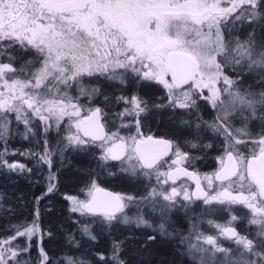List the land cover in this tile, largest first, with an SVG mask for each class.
Instances as JSON below:
<instances>
[{
    "label": "snow or ice",
    "instance_id": "6c2138e0",
    "mask_svg": "<svg viewBox=\"0 0 264 264\" xmlns=\"http://www.w3.org/2000/svg\"><path fill=\"white\" fill-rule=\"evenodd\" d=\"M238 24L251 29L247 39L236 38L234 42L226 39V30L231 34ZM257 29L262 34L259 40ZM17 46L23 50L35 49L43 60L41 67L25 80H9L7 77L15 75L17 70L12 63L0 62V140L6 142L12 134L11 114L15 115L17 123L24 124L22 135L25 139L34 135L32 118L38 117L47 133L50 121L55 120L59 126V122L68 117L73 123L68 126L65 147L83 150L94 145L101 150L99 160L105 164L119 162L121 172L132 176H151L155 172L158 178L167 177L164 184L169 180L173 184L170 191L153 188L137 202L151 200L153 211L157 210V202L160 203L161 223L158 226L142 212L134 216L126 214L127 202H136L135 197L105 191L95 181L88 192L91 199L78 201L68 197L76 205L72 211L99 216L108 228L114 222L135 224L137 228H151L161 237L172 238L173 233L166 227L165 213L178 205L187 209L197 200L205 206H227L229 210L234 205H243L251 214L248 223L257 228L254 238L237 231L233 225L240 218L233 215L225 224L207 221L216 229L214 235L196 231L194 241L182 237L180 242H187L186 254L193 264H264V124L255 136L249 130L252 120L264 122V111H260L264 109V91L256 93L250 87H241L244 75L253 70L259 71V83L264 84V0H0V59ZM8 59L12 61L14 57L9 55ZM230 67L232 75L227 71ZM129 72L137 78L138 84L155 82L167 90V104L152 107L197 108L194 96L199 95L218 110L219 114L209 127L224 136V147L216 158L219 167L214 172L201 177L181 167L174 171H159L173 147L176 159L172 165L193 158L182 152L175 141L143 134L140 117L149 111V104L139 95L117 97L118 102L131 105L118 113L121 120L125 117L135 119L134 123L132 120L121 123L117 131L111 133L105 131L107 125L102 122L106 115L103 108L85 109L79 103L81 96L91 102L101 92L99 87L89 90L81 84L85 75L99 74L124 84ZM168 76L170 80L166 78ZM73 83L79 92L76 97L67 92ZM221 83L223 87L218 86ZM186 85L189 90L184 91ZM204 89L208 96L203 95ZM225 96L228 99H224ZM82 112H87L83 118ZM237 113L243 116V125L233 129L229 121ZM133 126L134 134L120 135V128ZM73 127L75 133L70 131ZM188 143L194 149L200 147L196 141ZM249 144L252 147L246 155L240 148ZM29 154L37 155L19 153ZM7 155L6 148L0 152V167L9 172L32 171L23 163H9L4 159ZM51 156L46 140L38 163L51 166ZM180 176L194 180L195 191H189L183 185L176 187ZM53 178L54 175L49 177L50 180ZM54 187L50 184L47 191L52 192ZM41 198L37 197V201ZM38 217L37 212L30 225H13L15 234L0 239V264H31L30 260L19 257L30 252L31 241L37 233H41V238L44 235L37 223ZM196 228L193 224V230ZM81 231L90 240H96L89 225H84ZM19 237L27 238L24 246L14 244ZM125 239L136 241L137 238ZM155 240L156 235H149L134 247L143 251ZM226 243L234 247H226ZM124 244L125 241H113L110 257L101 253L98 254L100 260L110 261V264H130L123 257ZM37 247L39 264H46L47 253L40 244ZM65 259L67 264H89L72 257Z\"/></svg>",
    "mask_w": 264,
    "mask_h": 264
},
{
    "label": "trees",
    "instance_id": "16d2710c",
    "mask_svg": "<svg viewBox=\"0 0 264 264\" xmlns=\"http://www.w3.org/2000/svg\"><path fill=\"white\" fill-rule=\"evenodd\" d=\"M223 6L226 7L227 5ZM250 30L247 25L238 24L235 29H232L231 34L226 30V39L234 42L236 38H239L243 41L247 39ZM261 35L257 29L258 40ZM22 58L21 60H23ZM257 72L254 76L255 84L249 87L251 91L259 93L264 91V84L259 83L260 73ZM228 74L232 75L233 72L228 71ZM184 88H188V86ZM203 95H209L207 89L203 90ZM194 98L199 106L204 108L212 106L210 102L201 99L199 95H195ZM205 102L209 105H205ZM92 105L93 103L85 105L84 108L87 109ZM204 113L206 114L205 111ZM257 114L259 115L260 112L258 111ZM245 115L248 114L245 113ZM211 116L209 122H214L217 114L211 113ZM234 123H237V120L231 119V125ZM262 124L264 122L259 119L249 123V130L253 136L260 132ZM57 129V140H54L55 138L51 134L45 139L48 142L49 151L52 152L51 166L46 163H38L39 153L37 152L36 156L29 155L25 159L16 157L15 160L32 169L31 172H9L0 167V239H7L15 234L13 225H30L36 218L37 212L39 213L37 223L44 234L42 238L41 233H37L33 237L30 252L22 254L19 257L21 260H30L31 264H39L40 256L37 244H40L49 258L46 264H67L66 257L87 261L89 264H110V261L100 260L98 254L102 253L105 257H110L113 241H125L123 257L127 258L130 264H193V261L183 254L185 243L181 244L180 242L181 238L186 236V232L191 229L187 230V224H192L183 216L172 213L178 219L170 220L166 226L170 233H173V236L172 238H164L158 234L147 233L143 228H137L134 225H121L118 222L113 223L111 228H103L101 217L82 215L80 212L72 211L68 197H75L76 200L83 199L93 181L96 182V185L105 186L126 195L133 193V186L136 183L131 175L119 171L117 161H108L106 164L100 161L101 150L99 147L89 145L83 150L71 146L65 147L67 144L64 142L61 133L64 130L61 125ZM202 130L198 129L199 132L195 136L215 137L214 134H206ZM216 134L224 140L223 135ZM187 136L189 135L187 134ZM42 137L45 138V136ZM50 143L54 144L53 149H51ZM4 150L5 141L0 140V152ZM110 173H115V175H110ZM53 175L54 178L50 180L49 177ZM50 184L55 186L52 192L47 191ZM44 193L47 195H43ZM37 197L42 198L37 201ZM126 214L130 215L129 212ZM84 225L91 227L96 236L95 241L90 240L82 233L81 228ZM198 228L201 232L207 233L202 222L198 223ZM47 233H51V235L49 236ZM245 234L249 238L255 237L252 228L248 229ZM149 235H156L155 242L149 244L143 251L134 247V244L142 243ZM130 236H135L136 241L125 239ZM26 242V237H19L14 244L24 246Z\"/></svg>",
    "mask_w": 264,
    "mask_h": 264
},
{
    "label": "flooded vegetation",
    "instance_id": "af4514ba",
    "mask_svg": "<svg viewBox=\"0 0 264 264\" xmlns=\"http://www.w3.org/2000/svg\"><path fill=\"white\" fill-rule=\"evenodd\" d=\"M11 55L14 57V60L10 61L8 59V56ZM23 57V58H22ZM28 60L27 62V68L23 71H16V74H19L17 76H21V78L28 79V77L34 73L38 69V65L40 62L41 57L38 56L37 52L34 51L33 49L29 48L28 50H23L19 46H17L15 49L10 50L7 54L4 55L2 59H0V62L2 63H7V61L12 62L15 66L19 64V61L21 60ZM168 79V77H166ZM102 82H104L105 85L108 87H111L108 92V94H103L102 91L100 92L99 95H96L93 97L91 102L86 96H81L79 103L82 104L84 107L85 105H90L93 103L92 108L94 107H101L104 109L105 116L102 120V122L106 123V128L105 131L108 132L109 130L112 131H117L119 128V125L121 123H128L129 120H132L134 123V117H125L123 120L118 116V113H121L124 111L126 107H131V105L126 104L123 101H117V97L124 96L131 98L132 95H123V94H117L120 93L121 89L119 88V83L114 80H107L104 76H100L98 78ZM125 80L126 83L129 82L133 86L137 88H141L142 86H145V90L149 92L147 95L145 93L139 92L138 95L148 101L149 104V111L146 114H143L140 119H141V131L145 136L152 135L155 138H164V139H169L172 141H175V144L179 146L180 150L182 152L188 153L193 159L190 161H181L179 165H172V161L176 159L175 156V147H173L169 153L168 156L164 158V163L160 167L159 171L160 172H167V171H174L177 167L181 168H186L187 171L194 172L199 174L201 177H203L204 174L207 173H212L214 172L218 167V162H217V157L220 156L223 152V143L224 140L221 139L213 130L209 127V124L213 122H209V118H211V113H216L217 115L218 110L214 109L213 106H206L205 108L202 106L197 105V108L193 109H173L171 106L165 107V108H155L152 107L154 104H167L168 97L165 93V90H162L160 88V84H157L155 82H143L142 84L137 83V78L133 77V75L129 72L125 75ZM119 86V87H117ZM187 86V85H186ZM185 86V87H186ZM123 87V86H121ZM142 89V88H141ZM184 89V87H183ZM68 95L74 96L78 94L73 87L70 89H67ZM78 96V95H77ZM107 97V100L105 99ZM75 102V101H74ZM206 112V114L204 113ZM203 112V114H202ZM87 112H85L82 116L86 115ZM12 114L10 115V120L11 122H14V124L17 126L16 132L19 134V137L16 144L19 148L15 149L16 151L14 153H9V155L5 156V159H10L12 155L14 157H19L16 156L15 154H18L19 152L23 153H32L31 152V146L34 144V141L39 140L41 141L42 136L46 137L53 133H39L36 130L34 131V135H30L27 139L23 137L24 133V128H23V133H22V124L17 123L14 118H12ZM204 119H203V118ZM32 118V119H37ZM202 118V120H201ZM55 121V120H54ZM182 121H188V123H182ZM52 121H50V124L52 125ZM231 123V122H230ZM199 125V127H197ZM51 127V126H50ZM56 127V126H54ZM198 129H203L202 132L206 134H214L212 138L210 136H195L196 133H198ZM120 135L122 136H129L132 135L136 132L135 127H130V128H120ZM41 132V131H40ZM22 133V134H21ZM109 133V132H108ZM187 134L189 136H187ZM221 141V143H218V141ZM189 141H196L200 147L198 148H192L190 144L188 143ZM210 144L211 147H204V145ZM221 144V145H220ZM248 146H241L240 151L244 154L247 155L248 151ZM10 146L6 145L5 148H9ZM8 150V149H7ZM22 150V151H21ZM35 154V153H33ZM30 156H33L29 154ZM29 155H20V159H25V157H29ZM36 156V155H35ZM14 162V161H12ZM18 162V161H15ZM171 165V168L169 167ZM133 180L135 181L136 185L133 186V193L131 195H138L139 193H135L137 191V188L141 186V190L143 188H147L148 184H154V187L156 188L157 191H163L167 190L170 191L171 187L173 186L172 181H168L167 184H164V180L167 179L165 176H160L159 178L157 177L156 173L153 172L151 176H145L143 174H137L135 176H132ZM202 183H204L202 181ZM206 183V182H205ZM185 186L189 189V191L193 190L194 183L186 178L180 176V178L176 181V187L180 186ZM139 191L140 193L146 192L145 190ZM127 196L126 194H124ZM181 202H182V197H181ZM197 202H200L199 200L195 201L191 205L196 206ZM179 206V205H178ZM236 206H241V205H236ZM181 207V206H180ZM173 209L172 211H174ZM177 214L178 216H182V212H171ZM135 226V225H134ZM234 227H238V224H234ZM216 233V230L213 229H208L206 235L212 234L214 235ZM153 234H158L159 233H153Z\"/></svg>",
    "mask_w": 264,
    "mask_h": 264
},
{
    "label": "rangeland",
    "instance_id": "374dc122",
    "mask_svg": "<svg viewBox=\"0 0 264 264\" xmlns=\"http://www.w3.org/2000/svg\"><path fill=\"white\" fill-rule=\"evenodd\" d=\"M33 50L36 51L35 49H33ZM42 60H43V57H41V59H40L38 68L41 67V61ZM27 62H28V60L19 61V64L15 66L12 62L7 61V63H12V66L18 72H20L21 69L25 70L29 66V65L27 66ZM245 68H246V66H245ZM118 71H123V70H118ZM228 71L233 72V69L230 67L228 69ZM257 71L253 70L252 73L244 75L243 81H242V85H241L242 88L248 89L249 86H253L255 84L254 76L258 73ZM17 75H19V74H17ZM17 75L16 76L15 75L12 76L10 74L9 77H7V78L13 77L14 79H20L21 76H17ZM98 78H100L99 74H95V75H92V76L85 75L81 79V84L86 89H89V90L92 87H99L103 94H108V92L110 91L109 90L110 88L107 85H105L104 82H102ZM21 79L25 80V78H21ZM129 82H127V84H125V83L121 84L120 82H118L120 87L119 86H117V87H119L121 89V91H120V93H117V94H123V95L137 94L138 95V93L141 92V93H145V95H147L149 93V92H147V90H145L146 89L145 86H142L141 87L142 89H141V88H137V87L133 86ZM121 86H123V87H121ZM218 86L223 87L222 83L220 85H218ZM73 88L78 92V88L75 85V83H73ZM160 88H162V90H165V93H166V95L168 97L167 90L162 85H160ZM183 90L184 91L189 90V86H188V88H184ZM177 94L178 95L180 94L179 91L177 92ZM77 95H79V93L74 95L73 97H76ZM223 98L224 99H228L226 96L223 97ZM205 103H206L205 105H209V104H207V102H205ZM261 110L264 111V109H261ZM246 114H248V113H246ZM12 115H13L12 118H14V120H15V115L14 114H12ZM81 115H83V113H81ZM244 115H245V113H244ZM231 119L232 120H237V123L232 124V127L234 129L235 128H240L243 125V116L241 114L237 113L234 116H232ZM231 119H230L229 122H231ZM52 122L53 123H52V125L50 124L51 127H49L48 133H53V136L55 138L54 140H57L56 135L58 133V129H57L58 125H57L56 121L52 120ZM72 123H73V120H69L68 117H65L63 120H61L59 122V125H61L63 130H64L61 133H62V137L64 139V142L66 144L68 143L67 140L65 139V137L69 134V127L68 126L70 124H72ZM21 124L23 126V127H21L22 128V133H23V128H24V131H25V126H24V124L22 122H21ZM32 126H33V132L34 131L36 132V130H37L38 135H39V133H42V134L45 133V125L39 120V118L32 119ZM54 126H56V127H54ZM10 127H11V133L12 134L9 135L7 141L5 142V147H6V145L10 146L9 148H6V149H8L7 151L9 153H14L16 151L15 149L19 148L17 145H14V144H16V142L18 140L17 137H19V134H17V132H16V130H18V129H17V126L14 124V122H11ZM75 130L76 129L74 127L70 129V131L72 133H75L76 132ZM108 132L111 133V132H114V131L109 130ZM50 145H51V149H53L54 148V144L50 143ZM251 147L252 146L249 145L248 149H250ZM13 148H15V149H13ZM43 148H45V138L42 137L40 143H39V140L34 141V144L31 146V152L35 153V154H37V152L39 154H42L43 151H44ZM19 153H21V152H19ZM19 153L15 154V155L21 157L19 155ZM99 156H100V154H99ZM97 157H98V154H97ZM16 159L17 158L12 155V157L10 159H8L7 161L9 163H12V161H15ZM120 167H121V165L118 162V168L120 169ZM6 170L7 169L5 168V171ZM152 187H154V184H148L146 190H145V188H143V190H145L146 192L140 193L139 191L142 188H141V186H139L137 188V191H135V193H139L138 195L128 194L127 196L135 197L136 198V202H127L126 201L127 203H129V206L125 209V212L126 213L129 212V214H130L129 216H134L138 212H142L146 219H148L151 223H153L154 226H158L161 223V215H160V212H159L160 203L157 202V204H156V209L157 210L156 211H153V202L151 200H149L147 202H144V203H137V202L140 201V199L142 197H146L148 195V193L153 189ZM90 188H91V186L88 187L87 194H88ZM143 190H141V191H143ZM87 194H86V196L83 199L78 200V201H85L86 197H87ZM121 195L125 196L123 193H121ZM75 206L76 205H74L73 201L70 200V208L72 209ZM173 209H175V210L172 211ZM173 209L170 212L165 213L166 224L170 223L169 221L172 220V219L173 220L178 219V217L176 215H170L171 212H175V213H178L179 211L182 212V216L185 219L187 218L189 223H192V224H187V230L190 229V228L191 229L186 232V236H185V237H189L191 241H194L195 235H196V231H200L199 228H198V223H201V222L203 223L205 231H207L208 229L216 230L215 228H212V227L209 226V224L207 223L208 220H214L217 223L225 224L230 219V217L233 216V215H235V216L240 218L235 223L238 224L237 231H239L242 235H246L245 233H247L248 229H251V228H252V230L254 232V236H255V233L257 231L256 226L250 225L248 223V220H249L251 214H250L249 210L247 208H245L243 205H241L239 207L234 205V206H232L231 210H229L227 208V206H223V207L219 206V205H214V206H211V207L205 206L202 203V201H200V202H198L197 206L190 205V207L187 208V209H185L183 207H180V206H177V207H175ZM75 212H79V211H75ZM119 224H121V223H119ZM193 224L197 225L196 230H193ZM121 225H124V224H121ZM130 225H135V224H130ZM102 226H103V228L107 227L104 224H102ZM143 229L145 231H147V233H159L158 231L153 232V230L151 228H143ZM168 232H170V231L168 230ZM225 246L226 247H234V245H231V244H228V243H226ZM186 251H187V242L184 245L183 254L185 256H187V258H190L186 254Z\"/></svg>",
    "mask_w": 264,
    "mask_h": 264
},
{
    "label": "water",
    "instance_id": "95a60500",
    "mask_svg": "<svg viewBox=\"0 0 264 264\" xmlns=\"http://www.w3.org/2000/svg\"><path fill=\"white\" fill-rule=\"evenodd\" d=\"M168 79L170 80L171 79V77L170 76H168ZM183 87H185V86H183ZM87 115V114H86ZM85 116V115H84ZM81 118H83V116L81 117ZM82 136H83V133L81 132L80 133ZM85 138H87V137H85ZM190 172V171H189ZM182 177H186V176H182ZM186 178H188V177H186ZM189 179V178H188ZM193 183H194V186H193V190L192 191H195V187H196V185H195V181L194 180H192V179H190ZM99 188H102V189H104L105 191H108V192H112V193H117L116 191H114V190H112V189H110V188H107V187H105V186H101V185H97ZM89 199H91V197L89 196V194H87V197H86V200L85 201H87V200H89Z\"/></svg>",
    "mask_w": 264,
    "mask_h": 264
},
{
    "label": "bare ground",
    "instance_id": "6f19581e",
    "mask_svg": "<svg viewBox=\"0 0 264 264\" xmlns=\"http://www.w3.org/2000/svg\"><path fill=\"white\" fill-rule=\"evenodd\" d=\"M108 188V187H107ZM117 192V191H116ZM117 193H119V192H117Z\"/></svg>",
    "mask_w": 264,
    "mask_h": 264
}]
</instances>
